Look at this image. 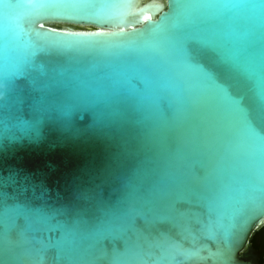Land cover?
<instances>
[{"label": "water", "instance_id": "1", "mask_svg": "<svg viewBox=\"0 0 264 264\" xmlns=\"http://www.w3.org/2000/svg\"><path fill=\"white\" fill-rule=\"evenodd\" d=\"M92 2L107 24L56 18L41 7L49 0H0V264H224L210 253L226 244L229 264H259L264 173L241 146L219 181L208 175L221 126L244 138L239 113L221 104L178 124L165 109L135 127L139 80L122 85L108 60L42 50L68 32L120 29L116 39L162 44L190 0ZM224 2L237 4L240 34L264 15V0ZM177 148L186 181L154 188L147 158Z\"/></svg>", "mask_w": 264, "mask_h": 264}, {"label": "snow or ice", "instance_id": "2", "mask_svg": "<svg viewBox=\"0 0 264 264\" xmlns=\"http://www.w3.org/2000/svg\"><path fill=\"white\" fill-rule=\"evenodd\" d=\"M41 7L56 18L108 22L103 19L104 8L92 0H49ZM235 7L237 4L224 0L177 4L181 11L162 44L137 45L135 41L116 39L123 32L120 29L110 34L112 38L103 31L68 32L47 41L42 50L108 60L122 85L139 80L143 87L135 89L134 94L141 108L136 110L137 118L130 121L135 127L155 123L165 109L180 124L195 109L229 106L241 115L245 135L241 140L230 128L221 126L219 139L207 151L212 162L208 175H215L219 181L224 164L241 146L249 150L252 166L264 173V15L258 26L253 23L240 34L229 23V12ZM261 8L264 10V3ZM175 139L179 144L181 137ZM179 154L177 148L147 158L158 177L154 188L186 181ZM206 190L217 189L210 183ZM190 194L200 196L195 189H190ZM98 236L107 238L103 230ZM210 256L229 264L233 250L226 244Z\"/></svg>", "mask_w": 264, "mask_h": 264}, {"label": "flooded vegetation", "instance_id": "3", "mask_svg": "<svg viewBox=\"0 0 264 264\" xmlns=\"http://www.w3.org/2000/svg\"><path fill=\"white\" fill-rule=\"evenodd\" d=\"M251 249L259 253V264H264V230H260L253 238Z\"/></svg>", "mask_w": 264, "mask_h": 264}, {"label": "clouds", "instance_id": "4", "mask_svg": "<svg viewBox=\"0 0 264 264\" xmlns=\"http://www.w3.org/2000/svg\"><path fill=\"white\" fill-rule=\"evenodd\" d=\"M0 87H2V85H0Z\"/></svg>", "mask_w": 264, "mask_h": 264}]
</instances>
